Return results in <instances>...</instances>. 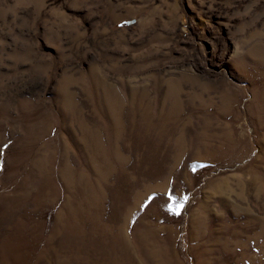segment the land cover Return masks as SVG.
I'll use <instances>...</instances> for the list:
<instances>
[{
	"label": "rangeland",
	"instance_id": "obj_1",
	"mask_svg": "<svg viewBox=\"0 0 264 264\" xmlns=\"http://www.w3.org/2000/svg\"><path fill=\"white\" fill-rule=\"evenodd\" d=\"M0 264H264V0H0Z\"/></svg>",
	"mask_w": 264,
	"mask_h": 264
}]
</instances>
